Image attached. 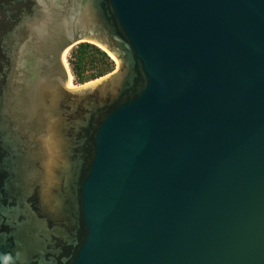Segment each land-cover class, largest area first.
Segmentation results:
<instances>
[{
    "label": "water",
    "instance_id": "95a60500",
    "mask_svg": "<svg viewBox=\"0 0 264 264\" xmlns=\"http://www.w3.org/2000/svg\"><path fill=\"white\" fill-rule=\"evenodd\" d=\"M0 264H264V0H0Z\"/></svg>",
    "mask_w": 264,
    "mask_h": 264
},
{
    "label": "trees",
    "instance_id": "16d2710c",
    "mask_svg": "<svg viewBox=\"0 0 264 264\" xmlns=\"http://www.w3.org/2000/svg\"><path fill=\"white\" fill-rule=\"evenodd\" d=\"M68 61L78 84L96 80L115 68L113 61L105 52L88 43L80 44ZM88 72L91 74L88 75Z\"/></svg>",
    "mask_w": 264,
    "mask_h": 264
},
{
    "label": "rangeland",
    "instance_id": "374dc122",
    "mask_svg": "<svg viewBox=\"0 0 264 264\" xmlns=\"http://www.w3.org/2000/svg\"><path fill=\"white\" fill-rule=\"evenodd\" d=\"M80 44H83V43H80ZM80 44H77V45H75V46H73V47H71L68 51H67V55H66V61H67V64H68V66L70 67V65H69V58L71 57V54L73 53V51H75V50H77V48L79 47V45ZM95 47H97V46H95ZM98 49H100V50H102L101 48H99V47H97ZM103 51V50H102ZM104 52V51H103ZM107 54V53H106ZM108 55V54H107ZM109 56V55H108ZM110 57V59L113 61V63H114V67L116 68V61H115V59H113L111 56H109ZM114 68V69H115ZM70 70H71V67H70ZM91 74V72H88V75H90ZM71 75H72V82H73V84L74 85H80V84H78L76 81H75V77H74V75H73V73H72V71H71Z\"/></svg>",
    "mask_w": 264,
    "mask_h": 264
},
{
    "label": "snow or ice",
    "instance_id": "6c2138e0",
    "mask_svg": "<svg viewBox=\"0 0 264 264\" xmlns=\"http://www.w3.org/2000/svg\"><path fill=\"white\" fill-rule=\"evenodd\" d=\"M113 59H115V57H113ZM68 87L71 89V88H74V85L71 83V81H69L68 83Z\"/></svg>",
    "mask_w": 264,
    "mask_h": 264
},
{
    "label": "bare ground",
    "instance_id": "6f19581e",
    "mask_svg": "<svg viewBox=\"0 0 264 264\" xmlns=\"http://www.w3.org/2000/svg\"><path fill=\"white\" fill-rule=\"evenodd\" d=\"M68 50H69V49H68ZM68 50H67V51H68ZM67 51H66V53H65V58H66V55H67ZM111 57L113 58V56H112V55H111ZM65 62H66V60H65Z\"/></svg>",
    "mask_w": 264,
    "mask_h": 264
}]
</instances>
